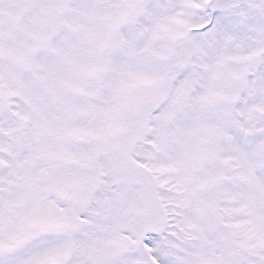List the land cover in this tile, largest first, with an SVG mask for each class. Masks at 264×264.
I'll list each match as a JSON object with an SVG mask.
<instances>
[{
    "label": "snow or ice",
    "instance_id": "6c2138e0",
    "mask_svg": "<svg viewBox=\"0 0 264 264\" xmlns=\"http://www.w3.org/2000/svg\"><path fill=\"white\" fill-rule=\"evenodd\" d=\"M0 264H264V0H0Z\"/></svg>",
    "mask_w": 264,
    "mask_h": 264
}]
</instances>
